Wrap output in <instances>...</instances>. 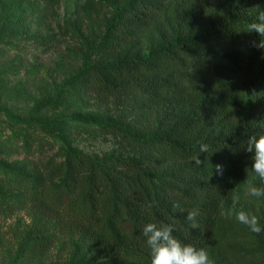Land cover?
<instances>
[{
    "label": "trees",
    "instance_id": "16d2710c",
    "mask_svg": "<svg viewBox=\"0 0 264 264\" xmlns=\"http://www.w3.org/2000/svg\"><path fill=\"white\" fill-rule=\"evenodd\" d=\"M260 12L264 0H130L116 11L100 43L104 52L117 53L149 33H159L162 45L144 56L85 66L81 89L103 101L122 100L144 117L160 104L180 115L163 119L147 138L109 121L91 128L138 146L143 158L102 168L78 154L54 167L57 178L69 177L59 184L23 176L0 180V214L24 209L41 232L27 241L26 261L37 263L60 244L78 251L83 264H151L142 236L150 222L172 224L183 243L214 255L229 237L217 215L233 173L252 161L248 138L264 133V49L253 46L259 34L246 31ZM201 143L208 153H200ZM198 156L201 165L194 162ZM258 207L264 234V197ZM191 210H198L199 228L186 219Z\"/></svg>",
    "mask_w": 264,
    "mask_h": 264
},
{
    "label": "rangeland",
    "instance_id": "374dc122",
    "mask_svg": "<svg viewBox=\"0 0 264 264\" xmlns=\"http://www.w3.org/2000/svg\"><path fill=\"white\" fill-rule=\"evenodd\" d=\"M129 1L0 0V180L23 176L59 184L69 177L57 178L54 167L78 154L102 168L117 159L143 158L146 152L138 146L91 128L109 121L147 138L163 119L178 118V110L162 104L144 117L122 100L94 98L79 85L85 66L106 65L129 53L144 56L162 45L159 33H149L133 37L117 53L102 50L106 27ZM251 165L234 171L231 193L217 215L229 237L214 248V264H264V234L252 233L236 219L245 211L256 215L261 227L258 199L247 192L249 184L260 187ZM40 233L24 209L0 214V264H83L78 251H63L60 244L41 261H26V243Z\"/></svg>",
    "mask_w": 264,
    "mask_h": 264
},
{
    "label": "clouds",
    "instance_id": "9594fccd",
    "mask_svg": "<svg viewBox=\"0 0 264 264\" xmlns=\"http://www.w3.org/2000/svg\"><path fill=\"white\" fill-rule=\"evenodd\" d=\"M246 31L259 34L261 40L258 44L253 42V46L264 49V12H260L258 21L248 25ZM199 150L200 153H208L209 145L201 143ZM245 150L252 154V171L264 181V133L250 136ZM194 162L196 165L203 163L199 156L194 157ZM215 168L222 175L223 166L217 164ZM247 192L257 199L264 197V187L249 184ZM198 214V210L188 211L186 219L191 222V228H199ZM236 219L252 233L259 234L262 231L259 219L254 214L240 211ZM174 231V226L167 223L158 225L150 222L143 226L142 236L150 251L151 264H214L205 248L183 243L174 235Z\"/></svg>",
    "mask_w": 264,
    "mask_h": 264
}]
</instances>
